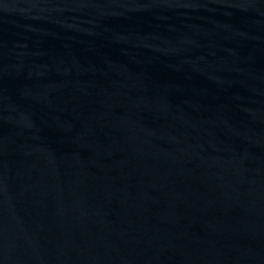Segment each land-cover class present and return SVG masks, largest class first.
<instances>
[{
  "label": "water",
  "instance_id": "1",
  "mask_svg": "<svg viewBox=\"0 0 264 264\" xmlns=\"http://www.w3.org/2000/svg\"><path fill=\"white\" fill-rule=\"evenodd\" d=\"M0 264H264V0H0Z\"/></svg>",
  "mask_w": 264,
  "mask_h": 264
}]
</instances>
